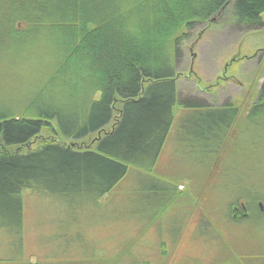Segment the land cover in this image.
<instances>
[{
    "label": "rangeland",
    "instance_id": "1",
    "mask_svg": "<svg viewBox=\"0 0 264 264\" xmlns=\"http://www.w3.org/2000/svg\"><path fill=\"white\" fill-rule=\"evenodd\" d=\"M183 30L178 100L157 161L131 165L98 202L43 195L55 215L44 240L56 248L37 242L30 210L28 249L46 256L19 257L10 242L0 264H264V106L251 113L264 81V21L241 24L227 10ZM29 66L0 60V113L27 108ZM231 104L241 119L232 129L223 109ZM241 203L251 216L235 220Z\"/></svg>",
    "mask_w": 264,
    "mask_h": 264
},
{
    "label": "trees",
    "instance_id": "2",
    "mask_svg": "<svg viewBox=\"0 0 264 264\" xmlns=\"http://www.w3.org/2000/svg\"><path fill=\"white\" fill-rule=\"evenodd\" d=\"M227 10L264 21V0H0V60L30 65L35 83L25 110L0 113V214L19 220L23 188L95 201L131 165L152 167L174 118L183 29ZM263 106L264 81L251 113ZM223 109L232 129L240 109Z\"/></svg>",
    "mask_w": 264,
    "mask_h": 264
},
{
    "label": "crops",
    "instance_id": "3",
    "mask_svg": "<svg viewBox=\"0 0 264 264\" xmlns=\"http://www.w3.org/2000/svg\"><path fill=\"white\" fill-rule=\"evenodd\" d=\"M25 189H30L32 191L27 190L24 193L23 191ZM47 193L57 195V194L52 193L50 191H47L45 189L23 188V189H21V191L19 193V198H20V217H19V220L15 222V221L9 219L8 217L0 214V227L3 228L8 233V235H6V234L3 235L0 232V253H1V251H5L2 249H4L5 247H9L11 245L10 242H12V244L16 243V246L19 247V249L21 250L19 257L25 258V257L39 256V257L43 258L46 256V254H44L42 256L34 254V253H38V252H30L28 249V240H27L28 237L26 236L27 235V233H26L27 227L25 224H26V220H27V218H26L27 213H28V211L30 213V210H32L33 215L35 216V219L32 223V228H34L35 230H38V232L40 233V237H39V240L37 242L44 247H47V248L50 247V249L46 253H48V252H50L56 248L55 245H52V244L47 245L45 243V240H44V237L47 234L52 235V233L55 230V226L52 223V220L54 219L53 217H55V215L49 211V209L51 207L49 209L46 208V205L52 206L53 204L43 202L40 200L41 197H43V195H45ZM98 201H100V200L99 199L95 200V202H98ZM50 227H51L52 231L50 233H48ZM15 261H17V260L15 259Z\"/></svg>",
    "mask_w": 264,
    "mask_h": 264
},
{
    "label": "flooded vegetation",
    "instance_id": "4",
    "mask_svg": "<svg viewBox=\"0 0 264 264\" xmlns=\"http://www.w3.org/2000/svg\"><path fill=\"white\" fill-rule=\"evenodd\" d=\"M234 216L239 217H248L250 216L249 209L245 203H241L238 206H233Z\"/></svg>",
    "mask_w": 264,
    "mask_h": 264
},
{
    "label": "water",
    "instance_id": "5",
    "mask_svg": "<svg viewBox=\"0 0 264 264\" xmlns=\"http://www.w3.org/2000/svg\"><path fill=\"white\" fill-rule=\"evenodd\" d=\"M259 206H260L261 210L263 211L264 210V205H263L262 202L259 203Z\"/></svg>",
    "mask_w": 264,
    "mask_h": 264
}]
</instances>
